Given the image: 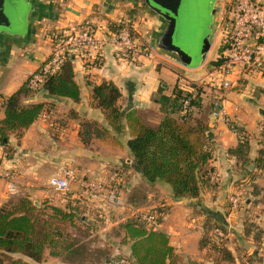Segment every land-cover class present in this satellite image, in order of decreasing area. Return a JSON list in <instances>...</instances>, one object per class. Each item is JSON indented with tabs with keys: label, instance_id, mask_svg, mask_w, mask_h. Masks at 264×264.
I'll return each instance as SVG.
<instances>
[{
	"label": "crops",
	"instance_id": "1",
	"mask_svg": "<svg viewBox=\"0 0 264 264\" xmlns=\"http://www.w3.org/2000/svg\"><path fill=\"white\" fill-rule=\"evenodd\" d=\"M37 1L41 5V11L34 18L32 38L28 41H17L9 37L0 40L3 55L7 57L0 69V93L4 96L19 88L49 57L52 52L49 39L51 31L71 30L82 21L89 20L95 25L99 36L105 34L108 37L114 23L126 19L138 42L146 44L161 26L160 21L137 1ZM224 3L225 1L221 2L222 10ZM217 47L216 40L211 49H215L211 63H215L213 59H217ZM73 59L75 79L80 86L78 98L56 96L44 89L31 92L23 98L25 103L46 102L50 110L42 112L20 137L11 133V153L8 154L0 146V206L22 195H29L40 202L43 197L50 196L47 189H50L51 175L62 174L63 169L69 167L75 170L76 179L67 192H56L58 196L54 193L49 197L53 198L55 195V203L66 205V201L75 200L88 206L98 205L99 215L106 217L108 214L102 212L107 210V206L112 207L108 204L107 197L95 199L88 196L82 184L89 177H100L120 183L119 187L127 203L125 210V206L115 207L116 217L111 215L108 219L113 224L125 220L133 212L153 206L156 197L162 196L160 194L165 191L175 205L174 211L169 214L170 218L162 221L159 228L168 232L176 252L192 235L199 242L203 228L200 224L198 229L190 228L185 232L179 229V225L172 224L171 218L180 212L178 215H184L186 226L193 224L198 218L197 214H192V208L196 207L204 210L199 215L200 223L201 217L213 214L229 228L231 249L256 252L258 246L260 249L264 248V168L256 169L255 165L256 158L264 153V71L247 73L237 70L232 75L233 83L228 87L223 86L219 76L216 78L217 83H199L204 91L193 114L195 121H206L216 143L214 157L210 160V165L214 167L213 185L206 186L198 197L176 198L170 185L160 181L151 182L137 169L127 144L131 136L129 126L126 124L121 131L111 126L103 108L94 102L92 86L88 81H114L123 92L119 103L124 115L128 110L136 109L146 121L158 123L168 109V104L161 101L162 94H174L176 88L194 92L197 83L188 84L189 79L182 76L186 74L197 79L204 77L203 67L206 62L194 68L185 67L184 72L182 65L166 57L153 59L142 54L134 59H125L114 50L110 41H105L96 48L76 49ZM7 78L5 82L4 79ZM215 99L219 101V115H214L210 108V100ZM175 114L178 115V112ZM4 115L2 108L0 119ZM225 117L247 129L246 141L249 143L248 151L252 159L249 165L230 151L238 145L240 135ZM7 171L11 172L14 190H9ZM142 185L148 187L143 194V202H129L128 199L133 197V190ZM239 191L245 193L240 202L234 204L230 201V196ZM183 198H189L190 203H183ZM150 200L153 204H149ZM132 208L134 211L131 214L126 213ZM93 212L87 207L84 213L87 215L84 216H90ZM126 250L128 251V246ZM62 260V256L52 255L47 250L42 260L33 263L74 264L73 261Z\"/></svg>",
	"mask_w": 264,
	"mask_h": 264
},
{
	"label": "trees",
	"instance_id": "2",
	"mask_svg": "<svg viewBox=\"0 0 264 264\" xmlns=\"http://www.w3.org/2000/svg\"><path fill=\"white\" fill-rule=\"evenodd\" d=\"M217 43L218 56L213 59L216 64L221 62L226 47L218 39ZM88 82L92 86L94 102L103 108L111 126L117 131L123 130L126 124L129 126L131 136L127 144L133 163L147 180L170 185L176 198L198 197L206 186L213 185L214 167L210 165V160L214 157L216 143L206 121H195L194 108L184 107V98L188 95H192L193 105L200 103L204 91L202 86L195 85L199 95L184 94L182 88H176L174 94L163 93L161 101L168 104V109L158 123H150L136 109L123 114L119 103L123 92L114 81L105 79L99 83ZM187 83L192 84L189 80ZM42 89L56 96L79 97L80 86L75 79L73 56L47 76ZM31 92L34 91L29 88L26 80L5 96V115L0 119V143L8 154L13 150L9 145L11 133L20 137L43 111L50 110L46 102H23V98ZM234 127L243 133L238 145L230 151L249 165L252 159L246 141L247 129L237 124ZM255 165L256 169L264 168L263 152L256 158ZM77 206L71 202L66 205L55 203L49 198L37 204L29 195L10 199L1 205L0 264H34L33 261H40L46 256L47 250L55 256H62L64 252L73 253V247L68 243L69 232L65 231L61 223L74 222L78 216ZM149 211L155 213L154 209ZM162 221V215H156L155 223H151L142 218L140 213H134L118 223V234L122 243L128 246L127 259L132 264H177L175 246L171 244L168 232L159 228ZM204 221L209 226L203 225L200 249L225 250L231 259L229 264H234V261L231 262L235 259L234 255L224 239L209 237L210 242L206 239L208 230L225 227L223 221L213 214H206ZM59 242L64 243L62 249L58 248Z\"/></svg>",
	"mask_w": 264,
	"mask_h": 264
},
{
	"label": "built area",
	"instance_id": "3",
	"mask_svg": "<svg viewBox=\"0 0 264 264\" xmlns=\"http://www.w3.org/2000/svg\"><path fill=\"white\" fill-rule=\"evenodd\" d=\"M49 39L52 43V52L45 62L27 78V85L34 92L43 88L47 76L55 72L61 64L73 56L79 48L98 47L105 41H110L114 50L125 59H134L139 55H146L153 59L163 57L150 43L141 44L132 33L131 25L126 19L116 21L108 37L99 36L95 25L89 21H82L79 26L69 30L51 31ZM226 44L220 63L214 65L215 71L221 77V83L228 87L233 83L232 75L239 72L261 73L264 71V0H229L223 5L222 15L217 29L216 40ZM219 55V56H222ZM167 58V57H166ZM183 89V88H182ZM184 94L193 93L184 90ZM186 91V92H185ZM6 97L0 93V109L4 108ZM214 115L221 114L219 101L214 100ZM185 109H192V95L184 98ZM46 111V110H45ZM43 111V112H45ZM227 121L230 119L226 118ZM231 127L241 136L243 132ZM4 148V145L0 143ZM4 151L5 148H4ZM9 190H14V182L10 179L11 172L7 171ZM76 179L73 168L65 167L62 174H53L49 179V188L55 192H67L71 183ZM88 196L98 199L106 196L108 204L117 207L124 204L121 188L118 184L100 177H89L82 183ZM245 192L239 191L230 196L232 203H239ZM155 211V210H154ZM142 218L155 223L157 213L149 210L136 211ZM216 233L223 235L221 228L217 227Z\"/></svg>",
	"mask_w": 264,
	"mask_h": 264
},
{
	"label": "rangeland",
	"instance_id": "4",
	"mask_svg": "<svg viewBox=\"0 0 264 264\" xmlns=\"http://www.w3.org/2000/svg\"><path fill=\"white\" fill-rule=\"evenodd\" d=\"M224 1H229V0H219V3L224 2ZM215 52V49H213L210 53V55L207 58V61L203 67V70L205 71V76L202 78H192L191 76H188L184 74L187 79H189L190 82H195L197 84L199 83H217V77L219 76L217 72H213V68L215 67L214 65H217L216 63H211V57H213ZM181 67V66H180ZM182 71L186 72L185 67H182ZM183 72V73H184ZM182 76V75H181ZM191 77V78H190ZM220 77V76H219ZM9 78V77H8ZM4 79L5 82L8 80ZM18 79V77H16ZM221 80V79H220ZM221 91V90H220ZM194 94L199 95V92L197 89L193 92ZM221 93V92H220ZM217 97V96H216ZM219 97V96H218ZM196 101L199 102L198 99ZM214 101L210 100V108L211 111L214 108ZM198 104L194 105V108H196ZM195 110V109H194ZM121 185L120 183H116ZM147 186L142 185L140 188L136 189L135 191L133 190V197L131 199H128L129 202L134 201L143 202V194L146 193L145 190H147ZM49 191L50 196L43 197L42 200L48 199L49 197L52 196V194H57L56 192L52 191L51 189H47ZM63 193V192H61ZM156 193V192H155ZM122 194V193H121ZM59 194H57L58 196ZM132 195V194H131ZM147 195V194H146ZM162 196H157L156 201L154 202V205L151 207H148L145 210L149 209H154L155 213L157 215H162L163 216V221H167L168 218H170V213L174 211V205L175 203L172 202L173 199H170L169 195L166 194L164 191L163 194H160ZM55 195L53 196V198ZM123 197V194H122ZM162 197V198H160ZM53 198H49L51 201L54 202ZM124 199V197H123ZM41 200V201H42ZM40 201V203H41ZM73 201V202H72ZM127 201V202H128ZM145 202L147 201L144 200ZM196 201V200H195ZM75 203L78 206V212H77V217L74 219V222L72 223L71 221H66L65 223H61L62 226L64 227L65 231L69 232L68 236V243L72 245V252H64L63 253V259L64 260H75L73 261L74 264H132L127 258H129V250H126L127 246H124L125 243H122L121 236L118 234V223H111L108 219L112 215L113 217H116V208L107 206V210L103 211L102 213H107L108 215L106 217L100 216L99 215V206H88L86 203L75 201V200H69L66 201ZM128 202V203H129ZM194 202V201H193ZM153 204L152 200H150L149 204ZM183 203L189 204L190 199L189 198H183ZM127 203L125 202L124 199V204L121 206L123 207V210L127 209L126 206ZM129 205V204H128ZM87 207L91 208V211H94L93 213H90L91 215L89 216H84L87 214L86 210ZM101 210L103 208H100ZM128 211V210H127ZM134 211V208L131 209V211L126 212V213H132ZM161 211V212H160ZM136 212H133V214ZM180 213V212H179ZM179 213L176 214V211L174 214H176L175 217L171 218L172 224H177L180 227L179 229L185 230V232L189 231L190 228H196L198 229L200 224L206 225L207 223L204 221L205 216L201 217V223H200V218L199 215H202L204 213V210L202 208H192V214L196 215L198 218L193 221V224H185L184 220V215L180 217L178 215ZM191 215V214H190ZM189 215V216H190ZM108 217V218H107ZM192 218V217H191ZM208 225V224H207ZM213 224H210V228H212ZM209 226V225H208ZM177 227V228H178ZM188 227V229H187ZM224 234L220 235L216 233V229L213 228L211 231L208 230V236L207 240L209 237L212 238H217L219 237L224 239L226 241L228 247H229V242L231 238L228 235L229 233V228L227 226L225 227H220ZM172 234V233H171ZM173 235V234H172ZM191 238L188 241H185V245L180 247L179 251L177 252V264H229L230 260L229 257H227V252L224 250L218 251V249H213V251H210L208 248L201 250L199 247V242L196 241L195 235L190 236ZM201 237V236H200ZM200 239V238H199ZM209 241V240H208ZM210 242V241H209ZM64 243L59 242L58 243V248L62 249ZM227 247V246H226ZM259 248L255 251L249 252L248 249L240 250L237 249L233 250L229 247V249L234 253V258L231 262L234 261V264H264V248L260 249ZM227 251L228 248H227ZM234 251V252H233ZM263 252L259 254L258 252ZM256 255V256H254ZM62 260V261H64ZM80 262V263H78ZM59 264H64L63 262H59ZM66 264H69L66 262Z\"/></svg>",
	"mask_w": 264,
	"mask_h": 264
},
{
	"label": "water",
	"instance_id": "5",
	"mask_svg": "<svg viewBox=\"0 0 264 264\" xmlns=\"http://www.w3.org/2000/svg\"><path fill=\"white\" fill-rule=\"evenodd\" d=\"M127 1L140 2L160 21L159 31L149 41L155 50L186 68L207 61L222 15L219 0ZM40 11L37 0H0V40H30L34 18ZM5 61L7 57L0 46V69Z\"/></svg>",
	"mask_w": 264,
	"mask_h": 264
}]
</instances>
